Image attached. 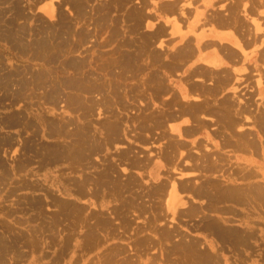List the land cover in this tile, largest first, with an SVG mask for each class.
Returning <instances> with one entry per match:
<instances>
[{"label":"rangeland","instance_id":"obj_1","mask_svg":"<svg viewBox=\"0 0 264 264\" xmlns=\"http://www.w3.org/2000/svg\"><path fill=\"white\" fill-rule=\"evenodd\" d=\"M143 21L138 0H0V264H264V192L259 188L241 189L245 193L241 194L240 213L226 215H210L196 206H191L195 210L187 206L181 210L187 203L183 199L185 191L180 195L184 205L177 204L173 214L155 194H146L150 187L144 182H150V186L159 183L147 173L161 140H154L157 129L143 130L142 126L159 110L153 86L157 79L160 84L166 83L160 65L167 55L157 48L156 39L143 31ZM258 21L262 32L263 19ZM52 34L59 38H52ZM161 45L162 41L158 47ZM39 51L47 59L36 56ZM73 60L79 63V71L66 65ZM249 93L252 99L253 89ZM260 93L258 90L253 100L259 118L256 123L263 125ZM38 116L61 123L63 139L56 138L49 124H40ZM147 124L150 126V122ZM81 133L87 139L85 146L95 141L99 148L87 154L86 162L76 171L67 173L63 169L58 185L54 179L57 172L40 168L43 153L51 145L71 147ZM24 141L29 145L27 150L20 149ZM140 157L149 163L147 167L127 165ZM103 164L113 167L111 176L121 183L129 180L121 197H109L106 206L97 207L98 203L89 204L63 193L62 185L71 186L82 176L93 178ZM125 167L128 170L122 174ZM169 174L178 177L172 171ZM258 177L263 183L262 171ZM197 183L193 186L198 187ZM84 188L90 192L92 184H84ZM209 194L207 191L204 197ZM215 195L221 196L217 191ZM54 199L69 200L84 210L75 218L64 216L51 203ZM93 214H101L112 232L106 236L97 231L88 234L77 218L89 217L86 224L93 226ZM201 217L209 219L201 227L216 236L208 237L213 242L207 245L203 239H194L197 231L192 223ZM89 239L99 241V245L87 251L84 242ZM62 247L63 254H59Z\"/></svg>","mask_w":264,"mask_h":264},{"label":"crops","instance_id":"obj_2","mask_svg":"<svg viewBox=\"0 0 264 264\" xmlns=\"http://www.w3.org/2000/svg\"><path fill=\"white\" fill-rule=\"evenodd\" d=\"M138 1L143 8V31L150 33L151 37L157 40L155 42L157 48L163 49L162 52L167 55L165 60L167 67L164 69L166 73L165 85L170 87L171 92H174L175 100H177H174L171 105L173 107L169 109L174 114H172L173 119L170 124L180 131L183 135L182 140L186 143V149L190 150V158L192 159H188L189 164H191L189 171L190 173L193 171L194 174L190 176L191 183L209 180L219 183L221 187H239L238 190L240 191L244 188L254 187L262 188L259 190L263 192L264 181L261 183L258 173L261 174L262 171V174H264V151L261 146L262 144L264 146V138H262V141L259 139L261 136L258 137V135L262 134V137H264V130L263 125H258L255 122L256 110L253 106L255 105L253 98L257 96L259 90L256 85L258 79V73L256 72L258 70L262 72L264 69V57L262 56L264 51L259 44L261 39L264 40V29L261 32L260 41L258 40L259 43L255 42L256 35L251 19L254 17V19L260 18L264 22V14L261 13L264 11V2L261 5L258 0ZM245 5H248L246 14L243 11ZM257 6H260V8H257ZM245 16L248 17V20ZM160 41L163 42V45L158 47ZM183 52L185 55L178 58L179 54ZM170 55L173 57L171 58ZM255 74L256 76H254ZM261 81L264 83V74ZM251 89L255 93L252 99L249 93ZM260 91V94H262L260 98L263 99L262 102L264 103V90L260 89ZM241 92L243 96H241ZM225 99L231 103H226ZM223 104L231 107L227 106L226 111ZM230 110L233 112H230ZM262 111L264 113V110ZM176 133H173L175 138H179L176 137ZM204 146L208 149L205 150ZM194 149L198 150L199 155L202 151L204 155L206 154L208 164L205 163L210 167L209 171L201 169L199 173V168L192 167L193 163H199V158L195 159L197 156L194 154ZM191 152L193 153L191 154ZM246 174H249V176L241 177ZM209 193L211 195L209 194L206 197L185 195L184 200L187 203L183 209H180L184 210L186 206H196L203 208L210 215H226L234 213L235 209L231 207H237L238 210L235 212L240 213V202L221 201L220 197L215 195V190L212 189ZM247 195L249 196V194ZM211 199L214 201H211ZM253 219L255 221L260 220V218L255 217ZM206 220L209 219L201 217L192 223V229L197 231L194 234V239L205 240L203 241L205 245L213 242L208 237L211 235L216 237L210 231L201 227V224ZM213 221L216 222V220ZM216 225L221 227L219 224ZM262 230L264 231V227Z\"/></svg>","mask_w":264,"mask_h":264},{"label":"bare ground","instance_id":"obj_3","mask_svg":"<svg viewBox=\"0 0 264 264\" xmlns=\"http://www.w3.org/2000/svg\"><path fill=\"white\" fill-rule=\"evenodd\" d=\"M236 2V1H235ZM244 2V1H243ZM259 2V1H258ZM230 3V2H229ZM261 5H263L262 3H260ZM51 5V4H50ZM229 5V4H228ZM248 6V5H247ZM49 7V6H48ZM45 8V12L47 14V11H46V7ZM225 8V7H224ZM233 8V7H232ZM241 8V7H240ZM253 8V7H252ZM258 8V7H257ZM49 9V8H48ZM239 9V8H238ZM248 8L245 6H243V11L245 13H247V10ZM48 12H51V11H48ZM257 12V10H256ZM223 13V12H222ZM244 13V14H245ZM49 14V13H48ZM52 14V12H51ZM254 14V13H253ZM176 15V14H175ZM178 15V13H177ZM220 15V14H219ZM256 15V14H255ZM253 16V15H252ZM246 17V16H245ZM251 17V16H250ZM259 17V16H258ZM248 17H246L247 19ZM255 18V17H254ZM252 18L251 19V24H253V27H254V33L256 35V40L255 42L259 40L260 37H262V33L259 32L261 31L262 28L261 25H260V21H258V19H254ZM260 19V18H259ZM231 20V19H230ZM248 20V19H247ZM244 21V20H243ZM186 25V24H185ZM156 27V26H155ZM252 27V28H253ZM246 29V28H245ZM264 29V28H263ZM168 30V29H167ZM162 31V30H161ZM238 31V30H236ZM53 32V31H52ZM246 32V31H245ZM251 32V31H250ZM249 32V33H250ZM253 33V34H254ZM52 38L53 37H56V38H59V35H55V34H52L51 35ZM165 36V35H164ZM246 37V36H244ZM249 37V36H248ZM248 37H247V40H248ZM51 38V37H50ZM61 38V37H60ZM255 39V38H254ZM261 39V38H260ZM125 40V38H124ZM253 40V39H252ZM157 41V40H156ZM260 41V40H259ZM130 42V41H129ZM165 42V41H164ZM86 43V42H85ZM259 43V42H258ZM244 44V43H243ZM262 47V50L264 51V40L261 39V42L259 43ZM247 45V44H246ZM255 45V44H254ZM80 46V45H79ZM217 46V45H216ZM50 45L48 47H45V53L48 52V49H49ZM139 47V46H138ZM137 47V48H138ZM189 47V46H188ZM76 48V47H75ZM74 48V49H75ZM241 48V47H240ZM260 48V47H259ZM139 49V48H138ZM141 49V48H140ZM165 49V48H164ZM242 49V48H241ZM163 50V49H162ZM161 50V51H162ZM246 50V49H245ZM249 50V49H248ZM261 50V52H262ZM119 51V50H118ZM117 51V52H118ZM141 51V50H140ZM251 51V50H250ZM44 52H41L39 51L36 56H40L41 59H44L46 58L47 59V55L45 54H42L40 55L41 53H44ZM138 52V51H137ZM159 52V51H158ZM127 53V52H126ZM130 53V52H129ZM134 53V52H133ZM161 53V52H160ZM160 53H158L160 55ZM245 53V52H244ZM264 53V52H263ZM164 54V53H163ZM172 54V53H171ZM233 54V53H232ZM241 54V53H240ZM124 55V54H123ZM137 55V54H136ZM185 55V53H180L179 54V57H183ZM236 55V54H235ZM239 55V54H238ZM127 56V55H126ZM162 56V55H161ZM175 57L177 55H174ZM246 58L247 55H245ZM264 57V54L262 55ZM260 56V57H262ZM170 57L172 58L173 56L170 55ZM258 57V56H257ZM259 57V58H260ZM124 58V56H123ZM126 58V57H125ZM130 58V57H129ZM236 58V57H235ZM261 59V58H260ZM232 60V59H231ZM118 61V60H117ZM139 61V60H138ZM261 61V60H260ZM263 61V60H262ZM128 62V60H127ZM176 62V61H175ZM264 62V61H263ZM66 63V62H65ZM64 63V64H65ZM115 63V62H114ZM118 63V62H116ZM122 63V61H121ZM131 63V62H130ZM170 63V62H169ZM177 63V62H176ZM133 64V63H132ZM131 64V65H132ZM149 64V63H148ZM66 65L68 67H71L73 68V70L75 71H79L80 70V65L79 63H77V61H74L73 62H68L66 63ZM169 65V64H168ZM120 66V65H119ZM129 66V65H128ZM162 69H165L167 67L166 65V62L164 63L162 61V64L160 65ZM133 67V66H132ZM139 67V66H137ZM210 67V66H209ZM245 67V66H244ZM106 68V67H105ZM120 68V67H119ZM131 68V66H130ZM143 68V67H141ZM242 68V67H241ZM250 68V67H249ZM262 68V67H261ZM103 69V68H102ZM138 69V68H137ZM139 70V69H138ZM89 71V70H88ZM137 71V70H136ZM244 71V70H243ZM264 69L261 71L258 70V79L256 81V85L258 86L257 88L260 90H264V83L263 81H260L261 78H262V75L264 74ZM116 72V71H115ZM113 72V73H115ZM142 72V71H141ZM202 72V71H201ZM231 72V71H230ZM229 72V73H230ZM241 72V71H239ZM247 72V70H246ZM89 73V72H88ZM93 73V72H92ZM131 73V72H130ZM213 73V72H212ZM223 73V72H222ZM77 74V73H76ZM90 74H91V71H90ZM193 74V73H192ZM242 74V73H241ZM254 74V73H253ZM89 75V74H88ZM92 75V74H91ZM133 75V74H132ZM204 75V74H203ZM217 75V74H216ZM223 75V74H222ZM225 75V74H224ZM243 75V74H242ZM116 76V75H115ZM163 76V75H162ZM202 76V75H201ZM211 76V75H210ZM256 76V74L254 75ZM74 77V76H73ZM89 77V76H88ZM228 77V76H227ZM231 77V76H230ZM72 78V77H71ZM213 78V76H212ZM229 78V77H228ZM124 79V78H123ZM195 79V78H194ZM210 79V78H209ZM147 80V79H146ZM263 80V79H262ZM69 81V80H68ZM72 81V80H71ZM73 81H75L73 79ZM91 81V80H90ZM140 82V81H139ZM198 82V81H197ZM205 82V81H204ZM208 82V81H207ZM242 82V81H241ZM61 83V82H60ZM69 83V82H68ZM71 83V82H70ZM101 83V81L99 82ZM154 85L153 86V90H155V95L156 97L159 98V110L157 111L156 114H154L152 117H150L149 119L145 120L146 121V125H143L142 128L143 130H147V129H150L151 127L154 129H157L158 132L156 137L154 138V140H161V144L159 146L158 144V141H154L156 144H158L155 148H156V154L154 155L155 159L154 161H152V166L151 168L149 169L148 173L150 176H151V179H159V183L158 184H155L153 186H150L151 183L149 182H144L145 185H149V189H146V194H155L157 197V200H159L160 202L164 201V206H165V209L169 210L172 212H175V209H176V206L177 204L179 205H184V198L182 199V196L181 193L183 191L186 192V194L188 195H194V196H199V197H204L207 193V191H210V188H215V189H218V190H215L217 192H219L221 194L220 196V200L221 201H234V202H240L241 199V194L244 192L241 193L240 190H238L237 187L233 188V187H229V186H223L221 187V185H218L215 181H207V180H204L202 182H198V187H194L193 184L197 181H195L194 183H191V177L192 175H194L192 172L190 173V166L191 164H188L189 163V158H190V150L186 149V143L182 140V137L183 135L180 133V131L175 128L174 125L170 124L171 120L173 119V112H170L169 109L170 107H173L171 106L173 103H174V100H175V96H174V92H171L170 90V87L168 85H164V83L160 84L159 83V80L157 79V81H154ZM168 83V81H167ZM263 83V84H262ZM52 84V83H51ZM74 84L71 83V85ZM104 84V83H103ZM140 84V83H139ZM216 84V83H215ZM259 84L262 85L261 88H259ZM66 85V84H65ZM76 85V84H74ZM91 85V84H90ZM96 85V84H95ZM112 85V84H111ZM236 85H237V82H236ZM249 85V84H248ZM247 85V86H248ZM252 85V84H250ZM70 86V85H69ZM68 86V87H69ZM100 86V85H99ZM106 86V85H105ZM159 86V87H158ZM172 86V85H171ZM198 86V85H197ZM241 86V85H240ZM253 86V85H252ZM72 86H70V89H71ZM90 87V86H89ZM94 87V86H93ZM107 87V86H106ZM117 87V86H116ZM205 87V86H204ZM254 87V86H253ZM55 89L56 87L52 85V89ZM73 88V87H72ZM88 88V87H87ZM95 88V87H94ZM104 88V87H103ZM112 88V87H111ZM121 88V87H120ZM231 88V87H230ZM238 88V86H237ZM51 89V90H52ZM69 89V90H70ZM76 91L78 90V86L75 87ZM196 89V88H194ZM50 90V91H51ZM111 90V89H110ZM115 90V89H114ZM119 90V89H118ZM231 90V89H229ZM80 91V90H78ZM235 91V90H234ZM239 91V90H237ZM243 91V90H242ZM51 93V92H50ZM112 93H114V91H112ZM119 93V92H117ZM239 93V92H238ZM242 93V92H241ZM92 94V93H90ZM100 94V93H99ZM120 94V93H119ZM199 94V93H198ZM236 94V93H235ZM255 94V93H254ZM51 96V94H49ZM53 95V94H52ZM93 95V94H92ZM141 95V94H139ZM248 95V94H247ZM102 96V95H101ZM117 96V95H116ZM231 96V95H230ZM46 97V96H45ZM98 97V96H97ZM119 97V96H118ZM164 97V98H163ZM238 97V96H237ZM48 98V97H46ZM45 98V99H46ZM52 98V97H51ZM123 98V97H121ZM239 98V97H238ZM117 99V98H116ZM115 99V100H116ZM199 99V98H198ZM226 100V99H225ZM231 100V99H230ZM177 101V100H175ZM179 101V100H178ZM52 102V101H51ZM101 102V100H100ZM104 102V101H103ZM106 102V101H105ZM110 102V101H108ZM93 103V102H92ZM107 103V102H106ZM218 103V102H217ZM226 103L230 104L229 101L227 102L226 100ZM96 104V103H95ZM222 104V103H221ZM234 104V102H233ZM264 104V103H263ZM262 104V105H263ZM107 105V104H106ZM197 105V104H196ZM195 105V106H196ZM218 105V104H217ZM225 105V104H223ZM235 105V104H234ZM53 106V104H52ZM95 106V105H94ZM215 106V105H214ZM227 106H230V105H225L224 109L226 110L227 109ZM255 106V105H253ZM77 107V106H76ZM83 107V106H82ZM81 107V108H82ZM110 107V106H109ZM178 107V106H177ZM182 107V106H181ZM198 107V106H197ZM200 107V106H199ZM231 107V106H230ZM241 107V106H240ZM131 108V106H130ZM196 109V107H194ZM229 108V107H228ZM233 108V107H232ZM231 108V109H232ZM246 108V107H245ZM263 108V107H262ZM75 109V108H74ZM174 110V108H172ZM186 109V107H185ZM230 109V108H229ZM126 110V109H125ZM176 110V109H175ZM75 111V110H74ZM179 111H180V108H179ZM227 111V110H226ZM238 111H241V110H238ZM108 112V111H107ZM218 112V111H217ZM216 112V113H217ZM220 112V111H219ZM230 112H233L230 110ZM242 112V111H241ZM240 112V113H241ZM144 113V112H143ZM239 113V112H238ZM114 114V113H113ZM173 114V115H172ZM227 114V113H226ZM230 114V113H228ZM227 114V115H228ZM251 114V113H250ZM214 115V114H213ZM218 115V114H217ZM216 115V116H217ZM231 115V114H230ZM249 115V114H248ZM259 115V114H258ZM264 115V114H262ZM17 116V115H16ZM89 116V115H87ZM106 116V115H105ZM236 116V115H235ZM251 116V115H250ZM40 116L36 117L37 121L40 123V124H45V126H47L49 124V126L53 129V133L55 134L56 138H61L62 137V134H64L62 132V129H63V126L60 124L57 125V122H55V120H52V121H46V120H42V118H39ZM86 117V116H85ZM215 117V116H214ZM220 117V116H218ZM242 117H245V116H242ZM255 117V116H254ZM257 117V116H256ZM110 118V117H109ZM201 118V117H200ZM205 118V116H204ZM224 118V117H223ZM251 118V117H250ZM258 118V117H257ZM117 119V118H116ZM202 119V118H201ZM244 119V118H243ZM259 119V118H258ZM258 119H255V120H258ZM180 120V119H179ZM254 120V119H253ZM44 121V122H43ZM54 121V122H53ZM108 121V120H106ZM105 121V122H106ZM113 121V120H112ZM62 122V121H61ZM70 122V121H69ZM147 122H150V126L147 124ZM256 122V121H255ZM258 122V121H257ZM26 123V122H25ZM119 123V122H118ZM229 123V121H228ZM29 124V123H28ZM28 124H25L26 126H28ZM110 124V123H109ZM219 124V123H218ZM234 124V123H233ZM258 124V123H257ZM260 124V123H259ZM258 124V125H259ZM112 125V124H110ZM109 127H112L110 126ZM115 125V124H113ZM199 125V124H198ZM210 125V124H209ZM213 125V124H212ZM225 125V124H224ZM230 125V124H229ZM234 125H237V124H234ZM233 125V126H234ZM106 126L105 125V129H106ZM117 126V125H116ZM214 126V125H213ZM231 126V125H230ZM29 127V126H28ZM47 128V127H46ZM61 128V130H60ZM114 128V126H113ZM111 128V129H113ZM118 128V127H117ZM141 129V127H140ZM108 130V129H107ZM152 130V129H151ZM215 130V129H214ZM263 130H264V124H263ZM111 131V130H110ZM119 131V130H118ZM156 131V130H155ZM241 131V130H240ZM248 131V130H246ZM78 132V131H76ZM109 132V131H108ZM114 132V131H113ZM174 132H177L176 134V137H179V138H175L174 136ZM213 132V131H212ZM242 132V131H241ZM264 132V131H263ZM49 133V132H48ZM105 133V132H104ZM112 133V132H111ZM111 133H108V135L110 136ZM217 133V132H216ZM220 133V132H219ZM225 133V132H224ZM240 133V132H239ZM82 134V133H81ZM79 134L77 136V139H75V142L73 143L72 142V145L71 147L65 145V146H58V145H51L49 146L48 150L46 149V152H44V156L41 158V165H40V168L43 169V168H49L50 170H53L55 172H57V174H55V181L57 182V184L59 185V183H61V176L63 175V169L67 170V173H71V172H74L76 171L77 167L83 165L85 162H86V155L89 154V153H94L96 152V150H98L99 148V145L95 144L96 142L94 141V144H90L88 146H85L84 145V142L85 140V137H83V134L81 135ZM113 134V133H112ZM145 134V133H144ZM246 134V133H245ZM106 135V137L108 136ZM238 135V134H237ZM247 135V134H246ZM65 136V135H64ZM108 136V139H110V137ZM116 136V135H115ZM236 138L237 136L234 135ZM154 137V136H153ZM239 137V136H238ZM246 137V136H244ZM117 138V137H116ZM264 138V137H263ZM63 139V137H62ZM107 139V141H108ZM119 139V138H118ZM143 140V142L146 141V138H141ZM223 139V138H222ZM238 139V138H237ZM245 139V138H244ZM94 140V139H93ZM111 140V139H110ZM243 140V139H242ZM3 141V140H2ZM29 141V140H28ZM140 141V140H139ZM149 141V140H148ZM220 141V140H219ZM57 142V141H56ZM62 142V141H61ZM160 142V141H159ZM232 142V141H230ZM86 143V142H85ZM101 143V142H100ZM99 143V144H100ZM223 143V142H222ZM9 144V143H8ZM55 144V143H54ZM58 144V143H57ZM70 144V143H69ZM143 144V143H142ZM147 144V143H146ZM153 144V143H152ZM155 144V145H156ZM46 145V144H45ZM197 145H199L197 143ZM239 145V144H238ZM248 145V144H247ZM102 146V145H101ZM143 146V145H142ZM146 146V145H145ZM152 146V145H151ZM150 146V147H151ZM201 146V144H200ZM199 146V147H200ZM225 146V145H224ZM240 146V145H239ZM238 146V147H239ZM252 146V145H251ZM103 147V146H102ZM101 147V148H102ZM194 147V146H193ZM241 147V146H240ZM13 148V147H12ZM29 148V145L27 144V141H24L22 144H21V147L20 149L21 150H27ZM196 148V147H195ZM205 150H207L208 148L207 147H203ZM207 148V149H206ZM228 148V147H227ZM232 148V147H231ZM15 149V148H14ZM129 149V148H128ZM147 149V148H146ZM198 149V148H196ZM201 149V148H200ZM237 149V148H236ZM243 149V148H242ZM245 149V148H244ZM257 149V148H256ZM142 150V149H141ZM148 150H152V149H148ZM146 150V152L148 151ZM204 150V151H205ZM258 150V149H257ZM15 151V150H13ZM195 151V152H194ZM194 154L197 156L195 159L199 158V163L198 164H194L195 166L192 165L193 168H199V173H200V170H204V171H209L210 170V167H208V163H207V157L203 154V151L202 153L200 152L201 155H199V153H197L198 150H195L194 149ZM98 152V151H97ZM127 152L126 149L125 151H121V153H125ZM144 152V151H143ZM153 152V153H154ZM191 152V154L193 153ZM205 153V152H204ZM217 153V152H216ZM148 154V153H146ZM193 154V156H194ZM198 154V155H197ZM211 154V153H210ZM142 155V154H141ZM145 155V152L144 154ZM149 155V154H148ZM153 155V154H152ZM91 156V155H90ZM121 156V155H120ZM139 156V155H138ZM205 157V158H204ZM133 158V157H132ZM141 158V157H140ZM144 158V156H143ZM194 158H193V161H194ZM210 158V157H209ZM208 158V159H209ZM145 159V158H144ZM192 159V158H190ZM216 159V158H215ZM121 160V159H119ZM132 160V159H131ZM210 160V159H209ZM212 160V159H211ZM201 161V163H200ZM216 161V160H215ZM198 162V161H197ZM207 164H206V163ZM211 162V161H210ZM128 163V162H126ZM186 163V164H185ZM191 163V162H190ZM149 163L145 162V161H142V158L141 160L139 158H135L133 159L132 161H130V164H127V165H130L131 167H135V168H140V169H143L144 167H147ZM206 164V165H205ZM215 164V163H214ZM65 165V167H64ZM216 165V164H215ZM155 166V170L152 171V169L154 168ZM61 167H64V168H61ZM165 167V170H163L162 168ZM172 169V170H171ZM110 170H113V167H111V165L109 164H103V168L101 171H99L97 173L96 176H94L93 178H89V177H85V176H82L81 180H79V182H72L70 185L71 186H63L62 185V191L63 193H65L66 195H71L73 196L75 199L77 200H82V201H86L87 203L89 204H93L95 205L96 203H98V205H96L97 207H101L103 204H105L104 206H106L109 201H107V199L109 197H115V196H119L121 197L120 195L122 194V192H124L125 190V186L127 187L129 184H128V181L127 184L125 183H121V179L119 178H116V177H112L111 176V172ZM128 168H123L122 169V174H126L124 171H127ZM185 170L189 171V172H186ZM241 170V169H240ZM171 173V171L173 172V174L175 173L178 174L177 176L178 177H173L172 174H169L168 173ZM214 171V170H213ZM250 171V170H249ZM145 172V171H143ZM198 172V171H197ZM197 174V173H195ZM172 175V176H170ZM201 175V174H200ZM88 176V175H87ZM90 176V175H89ZM128 176V175H127ZM246 176V175H244ZM249 176V174L247 175ZM131 177V176H129ZM188 177V178H186ZM203 177V176H202ZM175 178V179H173ZM178 178V179H177ZM194 178V177H193ZM178 181H177V180ZM73 180V179H71ZM145 180V179H144ZM67 181V180H66ZM131 181V180H130ZM147 181V180H146ZM135 182V181H134ZM84 184H92V190H90V192H87V187L86 189L84 188ZM195 185V184H194ZM253 185V184H252ZM91 186V185H90ZM168 186V187H167ZM250 186V185H249ZM248 187V186H247ZM244 188V187H243ZM253 188V187H252ZM247 189V188H246ZM245 189V190H246ZM255 189V188H253ZM259 189H262V188H259ZM88 190V191H89ZM248 190H251V188L249 187ZM247 190V191H248ZM257 190V193H258V189ZM86 191V192H85ZM141 191V190H140ZM254 190H252L251 192H253ZM264 192V191H263ZM245 193V192H244ZM256 195L258 197L259 194L261 193H258V195L256 194V192L254 191V193H252V195ZM182 195H184L182 193ZM211 195V194H210ZM243 195V194H242ZM250 195V194H249ZM254 195V196H255ZM140 196V195H139ZM244 196V195H243ZM246 196H248L246 194ZM253 196V197H254ZM133 197V196H132ZM151 197V196H150ZM210 197V196H209ZM250 197V196H249ZM131 198V197H130ZM149 198V197H148ZM194 198V197H193ZM212 198V197H211ZM251 198V197H250ZM249 198V199H250ZM61 199V198H60ZM59 199V200H60ZM90 199H94L95 202H90ZM125 199V198H124ZM114 200V199H113ZM212 200V199H211ZM259 200V199H257ZM261 200V199H260ZM259 200V201H260ZM67 201V200H66ZM64 202V199H63V202L62 201H57V199H54V200H51V203L54 204L55 206H57L58 210L60 213H62L64 216L66 215H71L72 217L75 218V216L77 214H79V212L81 213L82 210H84V207H77L75 206V204L72 202V203H68L69 200L67 202ZM121 201V200H120ZM243 201V200H242ZM263 201V199L261 200ZM246 203V200L244 201ZM264 204V202H263ZM132 206V205H131ZM52 207V206H51ZM112 207V206H111ZM264 207V206H263ZM123 208V207H122ZM192 208V207H191ZM117 209V208H116ZM157 209V208H155ZM190 209V208H189ZM193 209V208H192ZM57 210V212H58ZM111 210V209H110ZM114 210V209H112ZM132 210V209H131ZM166 210V211H167ZM195 210V209H193ZM226 210V209H224ZM229 210V209H228ZM117 211V210H116ZM177 211V210H176ZM111 212V211H110ZM120 212V211H119ZM192 212V211H191ZM235 212V211H234ZM112 213V212H111ZM159 213V212H158ZM175 214V213H174ZM188 214V213H187ZM158 215V214H157ZM58 216V215H57ZM91 218H95V224L92 226V225H88L86 223V221H88L90 218L86 217L87 219H84L81 218V217H78L77 219H81L82 220V223H84V227L87 228V233L90 234V235H93V231H97V232H103L104 233V236L108 235L111 231V227L108 223V221L106 219H104V217H101V214L99 215H92L90 216ZM113 219V218H112ZM116 219V218H115ZM75 220V219H74ZM127 220V219H126ZM79 222V220H77ZM76 222V221H75ZM77 222V223H78ZM112 222V221H111ZM120 222V221H119ZM122 222L124 223L125 225V222L124 220H122ZM121 222V223H122ZM116 223V222H115ZM210 223V222H209ZM218 223V222H217ZM52 225V224H51ZM57 225V224H56ZM117 225V224H116ZM116 230V229H115ZM121 230V229H120ZM44 231V230H43ZM210 231V230H209ZM214 231V230H213ZM217 231V230H216ZM31 232V231H30ZM114 232V230H113ZM127 232V231H126ZM211 232V231H210ZM220 234V233H219ZM117 235V234H116ZM217 235V234H216ZM115 236V235H114ZM49 238V237H48ZM100 238V237H99ZM223 238V237H222ZM85 241V240H84ZM225 241V240H224ZM144 242V241H143ZM66 242L64 241L62 245H64ZM85 245H86V249L87 251L89 250H92L93 247L99 245V241L97 240H92L89 239L87 240V242H84ZM142 244V243H141ZM139 245V244H138ZM136 246V245H135ZM121 250V249H120ZM176 250V249H175ZM124 251V250H123ZM59 254H63V247L62 249L59 251ZM62 256V255H61ZM103 259V258H102Z\"/></svg>","mask_w":264,"mask_h":264}]
</instances>
